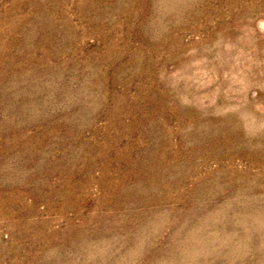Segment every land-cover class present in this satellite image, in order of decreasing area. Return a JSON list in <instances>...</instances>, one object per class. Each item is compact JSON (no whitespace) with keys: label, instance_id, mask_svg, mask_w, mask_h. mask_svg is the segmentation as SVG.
Segmentation results:
<instances>
[{"label":"rangeland","instance_id":"1","mask_svg":"<svg viewBox=\"0 0 264 264\" xmlns=\"http://www.w3.org/2000/svg\"><path fill=\"white\" fill-rule=\"evenodd\" d=\"M0 264H264V0H0Z\"/></svg>","mask_w":264,"mask_h":264}]
</instances>
